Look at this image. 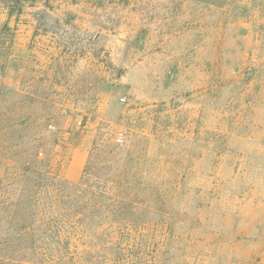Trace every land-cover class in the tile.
<instances>
[{"label": "rangeland", "instance_id": "1", "mask_svg": "<svg viewBox=\"0 0 264 264\" xmlns=\"http://www.w3.org/2000/svg\"><path fill=\"white\" fill-rule=\"evenodd\" d=\"M0 264H264V0H0Z\"/></svg>", "mask_w": 264, "mask_h": 264}, {"label": "built area", "instance_id": "2", "mask_svg": "<svg viewBox=\"0 0 264 264\" xmlns=\"http://www.w3.org/2000/svg\"><path fill=\"white\" fill-rule=\"evenodd\" d=\"M52 128H53V129H55V128H56V126H52Z\"/></svg>", "mask_w": 264, "mask_h": 264}]
</instances>
